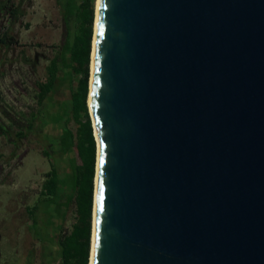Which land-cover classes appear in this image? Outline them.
<instances>
[{
    "label": "water",
    "instance_id": "1",
    "mask_svg": "<svg viewBox=\"0 0 264 264\" xmlns=\"http://www.w3.org/2000/svg\"><path fill=\"white\" fill-rule=\"evenodd\" d=\"M88 108L90 264H264V0H99Z\"/></svg>",
    "mask_w": 264,
    "mask_h": 264
},
{
    "label": "trees",
    "instance_id": "2",
    "mask_svg": "<svg viewBox=\"0 0 264 264\" xmlns=\"http://www.w3.org/2000/svg\"><path fill=\"white\" fill-rule=\"evenodd\" d=\"M56 2L65 26L63 41L50 59L46 81L39 85L38 109L22 115L18 122L24 125L16 134L25 137L40 128L49 140L44 155L50 159L51 170L46 174L41 200L48 216L45 228L36 215L41 206L30 210L37 238L54 249L58 264H89L97 159L88 108L95 11L93 0ZM9 13L18 18L20 12L15 3ZM17 45L15 36L0 34V47ZM72 119L79 123L76 134L69 128ZM0 130L7 132L1 125ZM73 201L77 218L72 230L66 232L65 214ZM52 256L46 258L45 264L55 262L51 261Z\"/></svg>",
    "mask_w": 264,
    "mask_h": 264
},
{
    "label": "rangeland",
    "instance_id": "3",
    "mask_svg": "<svg viewBox=\"0 0 264 264\" xmlns=\"http://www.w3.org/2000/svg\"><path fill=\"white\" fill-rule=\"evenodd\" d=\"M12 3L19 8L18 18L9 13ZM93 5L96 19L97 0ZM64 30L56 0H0V34L7 32L19 40L17 46L0 47V125L7 131L0 130V264H45L49 255H53L51 261L56 259L54 249L37 238L30 213L43 205V184L51 170L50 159L44 155L49 140L40 128L25 137L16 133L24 125L18 122L22 115L39 107V85L47 79ZM69 128L76 134L79 123L72 119ZM43 210L41 206L36 215L45 228L48 216ZM76 218L73 201L65 214L64 231L72 230Z\"/></svg>",
    "mask_w": 264,
    "mask_h": 264
},
{
    "label": "bare ground",
    "instance_id": "4",
    "mask_svg": "<svg viewBox=\"0 0 264 264\" xmlns=\"http://www.w3.org/2000/svg\"><path fill=\"white\" fill-rule=\"evenodd\" d=\"M98 5H99V0H97V7H96L95 32H94V39H93V52H92V58H91L92 61H91V77H90V97H89V101H88L89 105L91 104V92H92L93 68H94V51H95L96 30H97V21H98ZM95 216H96V204H95V209H94V222H93V226H95ZM93 241H94V239H93ZM91 249L92 250H91V258H90V261L92 263L93 251H94L93 245H92V248Z\"/></svg>",
    "mask_w": 264,
    "mask_h": 264
}]
</instances>
